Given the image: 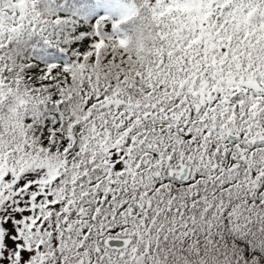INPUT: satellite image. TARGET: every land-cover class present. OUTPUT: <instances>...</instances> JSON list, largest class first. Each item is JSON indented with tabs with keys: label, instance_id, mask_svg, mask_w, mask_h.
Returning <instances> with one entry per match:
<instances>
[{
	"label": "snow or ice",
	"instance_id": "snow-or-ice-1",
	"mask_svg": "<svg viewBox=\"0 0 264 264\" xmlns=\"http://www.w3.org/2000/svg\"><path fill=\"white\" fill-rule=\"evenodd\" d=\"M0 264H264V0H0Z\"/></svg>",
	"mask_w": 264,
	"mask_h": 264
}]
</instances>
